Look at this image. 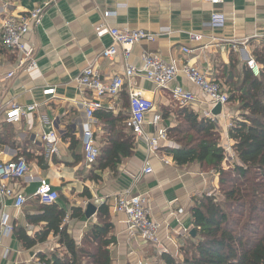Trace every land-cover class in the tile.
Here are the masks:
<instances>
[{"label":"crops","instance_id":"obj_1","mask_svg":"<svg viewBox=\"0 0 264 264\" xmlns=\"http://www.w3.org/2000/svg\"><path fill=\"white\" fill-rule=\"evenodd\" d=\"M44 2L0 0V23L6 17L25 15ZM117 4L115 0H56L46 8L41 24L24 37L26 45L34 49L37 67L31 74L15 72L12 78H6L15 69V57L0 39V161L22 158L29 167L23 179L9 183L14 195L26 199L24 205L17 209L12 198L0 197V215L8 217L12 228L6 236L0 230V264L46 263L54 255H68L52 231L44 242L31 248L18 240L19 230L31 239L47 230L45 222L34 220L41 215V205H44L34 197L41 181L47 182L58 194L54 204L65 212L60 229L65 227L77 247L92 225L103 221L110 224L108 237L114 243L107 249L112 264L154 261L153 247L138 237H130L123 225L124 216L114 212L118 194L129 191L131 195L146 198L150 217L160 225L159 239L169 255L177 256L192 231L190 209L195 200L218 187L215 172L203 173L196 164L176 166L165 149L177 146L168 139L162 143L158 157L149 158L152 174H142L148 158L146 145L142 139L133 138L123 124L130 107L126 86L116 100H103V108L94 113L92 126L100 152L108 147L109 141L129 137L133 144L131 155L114 169L98 170L97 161L87 168L82 147V128L87 117L82 103L91 99V94L80 89L75 80L88 66L102 80L121 76L126 63L140 68L141 55L146 52L177 66L189 61L228 91L229 80H237V75L247 68L246 60L264 53V0H225L218 7L203 0H128L124 9H117ZM106 12H115V15L103 18ZM214 12L224 16L223 27H210ZM100 23L112 29L145 31L156 38L153 43L132 46L127 61L119 47L117 59L110 63L102 59L101 53L112 44L111 38L107 35L98 38L94 32ZM188 33L200 35L201 41H189ZM255 35L260 37L252 38ZM246 38L252 39L239 52L221 42ZM182 48L194 52L186 55ZM132 83V90L140 92L152 104V110L145 115L146 135L154 134L149 124L152 113L165 117L160 127L173 128L180 120L178 109L187 108L197 116L200 113L197 107L201 111L206 109L198 104L178 107L170 99L168 90H157L142 77H133ZM174 86L183 87L201 100L199 91L184 76L179 75L170 88ZM46 91L53 92L45 94ZM13 102L20 107L34 105L36 108L25 120L10 123L4 111ZM107 114L113 117L109 119ZM224 114L227 120L236 117L235 106L227 105ZM225 116L219 118L217 125L222 147L228 140ZM52 132L57 135L55 153L44 142V137ZM160 157H167L173 164H162ZM94 201L101 204L87 219L86 206ZM102 206L107 210L105 217L98 215ZM78 210L80 217L76 216Z\"/></svg>","mask_w":264,"mask_h":264},{"label":"trees","instance_id":"obj_2","mask_svg":"<svg viewBox=\"0 0 264 264\" xmlns=\"http://www.w3.org/2000/svg\"><path fill=\"white\" fill-rule=\"evenodd\" d=\"M254 60L261 67L258 77L243 68L237 80L232 78L228 83V105L235 106L236 111L228 130L235 156L231 165L224 167L220 135L209 120L182 108L178 109V123L166 127L167 139L177 146L165 149L173 163L180 167L196 164L203 173L215 172L220 197L202 194L195 200L190 209L195 235L188 236L179 249L177 255L183 259L166 254L158 264H264V53L254 55ZM163 119L160 116V121ZM132 149L129 137L109 141L97 159L98 170L116 168ZM40 211L34 220L45 222L47 230L33 239L17 231L24 247L44 242L52 231L68 255H54L46 263L112 264L107 248L114 240L108 237L111 226L107 221L92 225L77 247L65 227L60 229L65 216L62 209L52 203L41 205ZM98 215L105 217L106 208L102 206ZM76 216L80 217L79 210Z\"/></svg>","mask_w":264,"mask_h":264},{"label":"built area","instance_id":"obj_3","mask_svg":"<svg viewBox=\"0 0 264 264\" xmlns=\"http://www.w3.org/2000/svg\"><path fill=\"white\" fill-rule=\"evenodd\" d=\"M117 1V9H124L126 1ZM211 6L218 7L223 4L225 0H203ZM56 0H46L41 6L35 7L25 15L19 17H6L0 23V39L3 47L10 51L15 57V69L8 73L6 78H12L16 73L31 74L36 71V61L34 59V49L27 46L24 42V37L34 27L41 24L46 8L54 4ZM115 12H106L103 18L114 16ZM224 24V16L221 13L214 12L211 14L210 27L213 29L221 28ZM95 35L100 38L105 35L109 36L112 44L104 49L101 53L103 60L114 63L118 57V48L123 51L124 60L127 61L132 46L141 42L153 43L156 35L137 30L128 29H112L106 27L103 23L98 24L94 28ZM260 35L252 36L258 38ZM252 38L243 40H228L221 41L229 44L234 52H239L240 49H245ZM202 37L198 34L188 33V40L191 42H199ZM182 52L186 55L192 54L194 51L182 48ZM246 67L254 77L260 75L261 67L253 59L246 60ZM184 76L190 83L199 91L201 100L194 94L180 86L170 88V85L179 76ZM142 77L144 80L152 83L157 90H168L170 99L178 107H188L198 104L204 105L206 109L201 111L197 107L199 117L207 119L216 125V132L219 133L218 122L219 118L225 116V107L228 105V91L215 80L209 78L196 65L190 64L189 61L184 62L180 66L175 63H166L157 55L144 52L141 55V67H135L125 64L123 74L121 76H114L109 80H102L96 70L88 66L82 70L80 75L75 80L77 86L91 94V99L82 103L87 117V122L82 128V147L84 153V160L87 168L93 166L99 155L100 148L97 145L96 137L93 131V116L94 113L103 108L102 102L104 99L116 100L123 87L128 89L129 97V115L124 122L125 129L136 139H142L146 145L148 158L142 169L143 175L152 174V168L149 163V158L158 157L160 149L163 147L162 143L167 141L166 128L160 127V116L157 113L151 114L150 125L154 128L152 136L146 135L144 132L145 115L152 110V104L144 100L141 93L132 90L133 77ZM53 91H46L45 94H50ZM220 106V114L214 116L213 109ZM34 105L29 107H20L16 103H10L5 109L4 114L6 120L10 123H19L26 119L27 115L34 111ZM112 110L111 108H108ZM225 129L228 131L232 127L231 120H227ZM44 142L51 153L56 152L55 144L57 142V135L52 132L44 137ZM227 144L223 146L225 160L235 158L232 147L233 142L228 138ZM160 161L164 165L173 164L167 157H160ZM29 167L26 161L18 158L14 161H0V197L12 198L14 207L20 209L26 199L21 195H14L9 188V183L23 179L28 173ZM210 196V195H208ZM34 197L42 204L49 205L57 201L58 194L51 188V186L41 181L37 187ZM114 212L124 216L123 225L130 237L139 238L153 247L155 259L152 263L148 260L139 261L137 264H157L162 255L169 253L168 249L163 245L158 236L160 225L155 222L149 214L147 200L141 195H131L129 191H125L116 196ZM0 230L1 235L6 236L11 233L12 228L8 224V217L0 215ZM183 233H186L185 231ZM173 244V243H172ZM37 264H46L37 262Z\"/></svg>","mask_w":264,"mask_h":264},{"label":"water","instance_id":"obj_4","mask_svg":"<svg viewBox=\"0 0 264 264\" xmlns=\"http://www.w3.org/2000/svg\"><path fill=\"white\" fill-rule=\"evenodd\" d=\"M212 114L214 116H218L220 114V106H216L213 111H212ZM101 204V201H94L92 203H88L87 206H86V210H85V217L87 219L91 218L95 212H96V208ZM195 233L194 231L192 230L190 232V236H194Z\"/></svg>","mask_w":264,"mask_h":264},{"label":"rangeland","instance_id":"obj_5","mask_svg":"<svg viewBox=\"0 0 264 264\" xmlns=\"http://www.w3.org/2000/svg\"><path fill=\"white\" fill-rule=\"evenodd\" d=\"M234 159L235 158H227V160H224V167L227 168L228 165H231L233 162H234ZM203 194H207V195H210V197L214 198V199H218L220 197L219 193H218V187L216 190L212 191V192H208V193H203ZM174 257H177L179 259V261H181L183 258L182 256H174ZM155 259V255H154V258ZM158 264V263H157Z\"/></svg>","mask_w":264,"mask_h":264}]
</instances>
